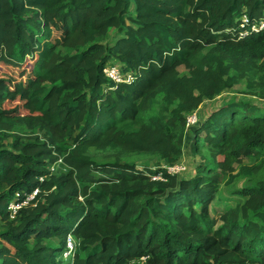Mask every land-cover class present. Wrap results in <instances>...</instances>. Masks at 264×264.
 I'll return each instance as SVG.
<instances>
[{
    "label": "trees",
    "instance_id": "obj_1",
    "mask_svg": "<svg viewBox=\"0 0 264 264\" xmlns=\"http://www.w3.org/2000/svg\"><path fill=\"white\" fill-rule=\"evenodd\" d=\"M263 11L264 0H0V71L15 74L0 77V264H264V108L226 102L198 122L191 177L118 158L174 166L187 114L241 83L264 99V31L237 29ZM107 63L132 82H111ZM237 181L238 199L212 216ZM37 188L10 219L15 195Z\"/></svg>",
    "mask_w": 264,
    "mask_h": 264
},
{
    "label": "rangeland",
    "instance_id": "obj_2",
    "mask_svg": "<svg viewBox=\"0 0 264 264\" xmlns=\"http://www.w3.org/2000/svg\"><path fill=\"white\" fill-rule=\"evenodd\" d=\"M117 36V34L115 33V31H110L109 34L102 39V42L105 44H110L115 37ZM8 70V74L11 75H15L14 72L11 71V69H1L0 71V77H6L8 75L3 74L4 72L6 73ZM253 93L249 92L243 83L233 87L230 90L225 91L224 93H222L219 96H216L213 100L211 101H205L204 104L201 106V109L199 111V115L203 116L207 113H209L210 111H212L214 108H217L218 106H220L221 104L225 103V102H237V101H242V102H246L249 104H254L256 106H259L261 108H264V102L262 101V99H258L257 97L252 95ZM9 142V141H7ZM8 144V143H6ZM187 145H189L187 143ZM186 145V146H187ZM89 156L97 161V162H110L113 161V153L111 152H99L96 150H89L88 151ZM118 155V154H116ZM201 155H193L189 149V147H186L184 149L183 152V157H181L179 159L178 162H181L183 165H180L178 167L179 171L177 172L178 176H181L182 178H188L193 176V174L195 173V168L196 166L201 162ZM118 158L120 159V161L128 163L130 165L135 166L136 168L143 170L144 168L148 167V168H156L158 166H162L163 168H172L174 166L171 165H167V163L161 161L159 159V157L157 156H145V155H138V154H130V153H124L123 154H119ZM243 162L245 164L249 163L248 159H244ZM242 182L241 181H237L235 183H233V185L229 188H225L224 186H221L220 188V193L217 197V199L211 204L210 207V212L212 216H218L219 214H221L224 210V208L227 205L233 204L232 200H236L238 198L233 197V199L231 200V198L229 195V190H233L236 188L241 187ZM2 229V228H1ZM74 252V251H73ZM72 252V254H73ZM71 254V256H72ZM68 256L67 259L63 260L68 263L70 260V257Z\"/></svg>",
    "mask_w": 264,
    "mask_h": 264
},
{
    "label": "built area",
    "instance_id": "obj_3",
    "mask_svg": "<svg viewBox=\"0 0 264 264\" xmlns=\"http://www.w3.org/2000/svg\"><path fill=\"white\" fill-rule=\"evenodd\" d=\"M238 38H243L249 36L251 34H256L264 31V11L260 18L255 20H250L245 14L241 16L238 24ZM103 74L114 84L120 83H131L133 80V76L130 73H124L122 69L112 63H107V65L103 69ZM264 102V99H262ZM197 119L194 115H187L186 117V129L191 128ZM178 166H174L172 168H166V170L170 174H177L179 171ZM50 172L54 171V167H51ZM42 181V178H40ZM153 180H162L161 175L154 177ZM39 193V189H35L33 192L28 194H16L14 199L8 204L7 210L9 212L10 219H14L18 212L27 206H34L35 199L37 194ZM75 250V240L71 235H68L65 240V249L62 253V259H67L68 256H71L72 252ZM69 258V257H68ZM145 261L144 258L137 259L133 261L131 264H142Z\"/></svg>",
    "mask_w": 264,
    "mask_h": 264
},
{
    "label": "crops",
    "instance_id": "obj_4",
    "mask_svg": "<svg viewBox=\"0 0 264 264\" xmlns=\"http://www.w3.org/2000/svg\"><path fill=\"white\" fill-rule=\"evenodd\" d=\"M226 103V102H225ZM204 104V103H203ZM202 104V105H203ZM224 104V103H223ZM201 105V106H202ZM222 105V104H221ZM201 106L196 110V111H193V112H191V113H189V114H187V115H194L195 117H196V119H197V121H196V123L191 127V128H189V129H187V134H186V137H185V142H184V148H183V152H184V149L186 148V147H190V143H191V140H192V135H193V128L196 126V124L198 123V122H201V120H203L209 113H211V111L209 112V113H207V114H205V115H203V116H200L199 115V111H200V109H201ZM216 108H214L213 110H215ZM212 110V111H213ZM187 143L189 144V145H187ZM187 145V146H186ZM181 157H183V155L181 156ZM180 165H183L181 162H178L176 165H174V166H180ZM166 168V167H165Z\"/></svg>",
    "mask_w": 264,
    "mask_h": 264
}]
</instances>
